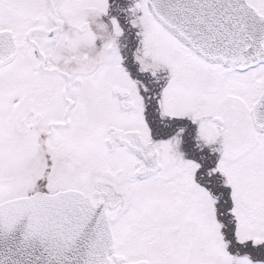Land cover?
Wrapping results in <instances>:
<instances>
[{
    "label": "snow or ice",
    "instance_id": "snow-or-ice-1",
    "mask_svg": "<svg viewBox=\"0 0 264 264\" xmlns=\"http://www.w3.org/2000/svg\"><path fill=\"white\" fill-rule=\"evenodd\" d=\"M0 264H264V0H0Z\"/></svg>",
    "mask_w": 264,
    "mask_h": 264
}]
</instances>
